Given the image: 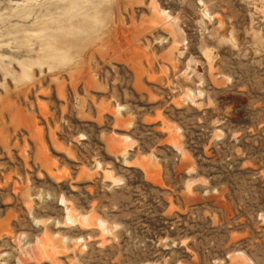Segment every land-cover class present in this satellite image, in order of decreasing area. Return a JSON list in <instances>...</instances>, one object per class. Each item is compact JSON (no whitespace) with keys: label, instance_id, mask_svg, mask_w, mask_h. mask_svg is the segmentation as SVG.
<instances>
[{"label":"rangeland","instance_id":"1","mask_svg":"<svg viewBox=\"0 0 264 264\" xmlns=\"http://www.w3.org/2000/svg\"><path fill=\"white\" fill-rule=\"evenodd\" d=\"M0 264H264V0H0Z\"/></svg>","mask_w":264,"mask_h":264},{"label":"bare ground","instance_id":"2","mask_svg":"<svg viewBox=\"0 0 264 264\" xmlns=\"http://www.w3.org/2000/svg\"><path fill=\"white\" fill-rule=\"evenodd\" d=\"M165 12H163V14H164ZM127 140H128V138L127 137H125ZM125 139V140H126ZM108 178H111V173L109 172V176H108ZM66 214H67V218H66V223H69V224H81V225H85V224H87L88 222H90V224H92V222H93V220H95V219H92V217H91V215L89 216H80V215H77L73 210H71L70 208H66ZM94 218V217H93ZM95 221H97V225H98V227H99V229H102L103 231L104 230H107V226H106V223L105 222H103L102 220H95ZM71 222V223H70ZM80 225V226H81ZM102 232V231H101ZM104 232H106V231H104ZM108 233V232H107ZM49 236V235H48ZM55 237H57L56 235H55ZM58 239V238H57ZM61 239V238H60ZM64 239V238H63ZM62 239V240H63ZM62 240L60 241V242H62ZM78 240V239H77ZM64 241V240H63ZM47 243H49V241L47 242ZM50 244H51V242H50ZM49 244V245H50ZM52 244H54L53 243V241H52ZM54 246H56L55 244H54ZM42 247V246H41ZM52 248H53V245L51 246ZM51 250V249H50ZM239 259V258H238Z\"/></svg>","mask_w":264,"mask_h":264}]
</instances>
